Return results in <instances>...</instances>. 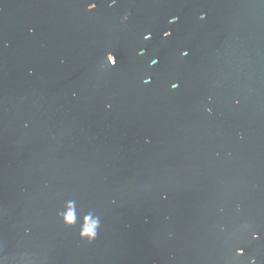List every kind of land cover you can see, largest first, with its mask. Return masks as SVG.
Wrapping results in <instances>:
<instances>
[{
  "label": "water",
  "instance_id": "obj_1",
  "mask_svg": "<svg viewBox=\"0 0 264 264\" xmlns=\"http://www.w3.org/2000/svg\"><path fill=\"white\" fill-rule=\"evenodd\" d=\"M190 3L155 79L0 0V264H264V0Z\"/></svg>",
  "mask_w": 264,
  "mask_h": 264
},
{
  "label": "flooded vegetation",
  "instance_id": "obj_2",
  "mask_svg": "<svg viewBox=\"0 0 264 264\" xmlns=\"http://www.w3.org/2000/svg\"><path fill=\"white\" fill-rule=\"evenodd\" d=\"M190 1L59 0V5L66 14L73 15L89 40L108 46V52L118 51L124 65L148 68L157 79L156 74L164 71L162 60L170 57L179 44L190 41L194 25ZM89 5H94L92 11L86 10ZM125 13L128 18L122 20ZM173 17L176 21L170 22ZM166 32L170 35H164Z\"/></svg>",
  "mask_w": 264,
  "mask_h": 264
},
{
  "label": "clouds",
  "instance_id": "obj_3",
  "mask_svg": "<svg viewBox=\"0 0 264 264\" xmlns=\"http://www.w3.org/2000/svg\"><path fill=\"white\" fill-rule=\"evenodd\" d=\"M94 9V5H89L88 6V8L86 9L87 11H92ZM128 18V14L127 13H125L122 17H121V19L122 20H126ZM200 19H204V14H201L200 15V17H199ZM176 21V18L175 17H173V18H171V20H170V22H175ZM164 35H170V33H164ZM146 38H150V36H147L146 35ZM142 54V51L141 52H137V55H141ZM181 55L182 56H186L187 55V51H183V52H181ZM108 59H109V61H111L112 60V57L111 56H109L108 57ZM153 62H155V61H153ZM115 65V63H112L111 64V66L113 67ZM172 87L173 88H175V87H178V84H174V85H172ZM210 111V110H209ZM62 222L65 224V226H68V227H70L71 226V223L73 222L72 221V218L71 217H68V219H63L62 218ZM96 238V236H95V233L93 232V233H90V234H87V235H85L82 231H81V233H80V239H82V240H87L88 242H91L92 240H94Z\"/></svg>",
  "mask_w": 264,
  "mask_h": 264
}]
</instances>
